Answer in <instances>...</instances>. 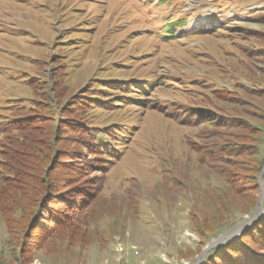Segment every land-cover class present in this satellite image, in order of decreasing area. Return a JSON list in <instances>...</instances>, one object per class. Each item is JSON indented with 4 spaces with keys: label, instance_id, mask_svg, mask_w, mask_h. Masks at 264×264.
<instances>
[{
    "label": "rangeland",
    "instance_id": "rangeland-1",
    "mask_svg": "<svg viewBox=\"0 0 264 264\" xmlns=\"http://www.w3.org/2000/svg\"><path fill=\"white\" fill-rule=\"evenodd\" d=\"M172 24L178 27L174 25L167 33L174 37L166 39ZM251 46L264 48V0H0V116L9 115V101H43L41 89L34 97L24 78L37 82L44 74L39 82L46 83L52 69L58 83L51 91H59V86L67 95L89 83L98 96L106 94L107 80L138 84L132 89L138 93L130 95L129 105L115 103L106 112L90 114L94 124L114 123L128 131L121 140V158L108 171L102 172L92 162V167L78 172L75 162L81 159L64 155H75L81 151L80 145L77 136L66 134L65 139L50 144L59 156L37 166L41 178L46 175L49 180L45 187L37 186L39 179L28 177L20 180L27 196L16 197L13 189L5 191L21 203L33 195L31 206L43 201L40 188L63 191L65 182L79 181L96 193L93 214L79 218L82 225L76 223L43 238L50 229L27 231L32 209L23 206L14 215L7 214L9 219L0 210V262L20 264L18 258L23 256L28 264H201L199 257L205 252L203 264L209 252L221 245L219 240L260 219L264 166L252 186L255 172L244 165L253 159L239 156L232 176L245 181L235 182L226 204L230 206L223 213L227 222L211 236L215 224L221 222L219 213L213 216L215 208L223 203L218 200L209 209L197 201L201 197L208 201V191H225L228 186L213 168L200 164L198 146L204 141L197 137L204 129L179 126L165 110L168 104H186L188 98L182 90L192 83L226 82L229 72L245 77L250 88L264 92V56H248L244 49ZM242 101L240 106L223 102L220 106L228 115L242 108L245 119L258 123L264 98ZM8 140L0 135V160L6 157ZM260 150L264 158V142ZM43 153H48L46 148ZM162 162L168 168L171 165L180 180L183 175L189 178L185 188L190 192L183 194L182 187L164 181ZM134 199H139L138 219ZM6 203L0 200V205ZM251 203L252 212L245 215ZM190 215L194 216L191 220L200 219L206 228L203 231L211 237L200 235L188 220Z\"/></svg>",
    "mask_w": 264,
    "mask_h": 264
},
{
    "label": "trees",
    "instance_id": "trees-1",
    "mask_svg": "<svg viewBox=\"0 0 264 264\" xmlns=\"http://www.w3.org/2000/svg\"><path fill=\"white\" fill-rule=\"evenodd\" d=\"M174 25L176 24L170 25L165 33H170ZM176 26L178 27V25ZM228 36L232 37L230 34ZM173 37L167 34L166 39H172ZM244 50L248 56L253 58L264 56V48L263 50L255 49L254 46H251ZM49 69L47 67L46 71ZM52 71L53 69L47 72L48 78L46 81L48 83L39 82L43 79L44 74L39 77L37 82H31V78L26 76L24 78L25 87L32 88L34 97L39 95L38 92L41 89L43 101L28 100L27 98L9 101V115L7 117L0 116V135L7 136L10 139L8 140V145L5 146L6 151L4 153L6 157L0 160V200L7 201L9 204L0 205V210L9 219L7 214L14 215L23 206H26L28 210L32 209L29 213L32 217L27 231L30 233L34 228L39 227L46 230L50 229L49 232H44L43 238L49 237L60 229L71 228L77 225L76 223L81 224L79 218L87 217V214H93L92 211H94L95 207L93 205L97 199V197L95 198L96 193L89 188H84L79 184V181L71 184H66L65 182L62 187H65L63 191H56L55 189L52 191L42 190L40 188V199L43 201L30 206L29 202L34 200L33 195L26 199V203L16 200L17 196H27L26 187L20 183V180L32 177L33 179H39L37 186L45 187V182L49 180L46 175L41 178V175L37 173V170H39L37 166L41 162L55 158L57 154L59 156L58 150L55 148L51 150L50 144L53 146L59 139H65L66 134L77 136L76 140L78 145H80L81 151L75 155H64L67 158L81 159V161L75 162L77 163L75 165L78 172L82 174V171L92 167V162H95V166L102 172L108 171L110 165L120 160L121 140L128 135V131L114 123L94 124L90 120V114L99 110L106 112L108 108L117 104L129 105L132 101L130 95L138 93L132 90L133 88L136 89L138 84H129L126 81L115 82L113 80L106 81L105 89L103 90L106 91V94L101 93L99 96L92 83H89L88 87L80 91L72 92L70 95L63 93L62 88L59 86V91H51L58 83L57 80H54L55 74ZM227 76L226 82L192 83L190 88L182 90L183 94L188 98L186 104H168L165 109L168 116L177 125L193 129H204L200 130L201 133L199 132L197 137L204 141L202 146H198L201 148L199 152L200 164H204L207 169L213 168L216 174L224 177L228 186L225 191L220 188L207 190L208 201L204 197L197 201L198 205L207 206L209 209L211 204H213L212 208L218 205L216 202L218 200L223 203L220 207L215 208L216 211L213 216L220 214L218 217H221L219 220L221 222L215 224L211 236H214V234L224 228V224L227 222V219L224 218L226 215L223 213H225L224 209L227 206L229 196L232 195L231 191L236 188L235 182L245 181L239 176H232L234 174L232 172L233 168L239 164L236 159L239 156L252 157L253 160L247 159L248 165H244L255 172V176L251 178L252 186L256 185L258 172L264 166V158L260 156V147L264 142V110H260L257 114L259 122L253 123L245 119L244 115H241L242 113L244 114L242 108H235L232 114L228 115L224 108L220 106L221 102L240 106L243 104L242 98L246 97L263 99L264 92L250 88L248 85L250 82L245 77L230 72L227 73ZM45 88L47 89L46 91ZM112 97H116L117 100H113ZM63 99H66L64 101L65 104ZM211 101L214 105L210 103ZM248 135L251 137H248ZM43 148H46L48 153L44 154ZM49 148L50 150H48ZM35 153L41 154L34 156ZM86 158H88V161H85ZM163 163H160V174L164 181L180 186V188L182 187L181 191L183 194H186L187 190L190 192L189 188H185V182H188L189 178L183 175L179 176L183 178V180H180L176 177L172 166L170 165L168 168ZM1 166L4 170L1 169ZM6 189H13L16 197L13 194L10 195L11 193L7 194L5 192ZM45 198L47 199L46 201H44ZM211 198L213 199L212 202L210 201ZM24 199L22 198L21 200ZM138 200L134 199L135 219L139 217ZM47 203H53L56 206L48 207L46 206ZM253 206L252 204L248 209H245L244 214L250 215ZM193 217L191 215L188 216V220L192 221V223L194 222V227L200 232V235L204 239L211 237L203 231L206 228L204 224L201 226L200 219L196 216L199 222L191 220ZM41 220L44 222H41ZM21 223L19 229L20 227L22 228ZM37 223L44 224V227L41 224L39 226ZM199 223L200 225H198ZM48 224L53 226L48 228ZM18 260L20 264H28L29 261L23 256H19ZM0 264L3 263L0 262ZM203 264H264V213L258 221L252 224L236 240L225 242L211 250Z\"/></svg>",
    "mask_w": 264,
    "mask_h": 264
},
{
    "label": "water",
    "instance_id": "water-1",
    "mask_svg": "<svg viewBox=\"0 0 264 264\" xmlns=\"http://www.w3.org/2000/svg\"><path fill=\"white\" fill-rule=\"evenodd\" d=\"M260 176L261 175H259V178H260ZM258 206H259V204L257 205V208H256V210H255V212H256V214L258 213V211H259V209H258ZM256 221H258V217L257 218H255L252 222H250V223H248V224H243L241 227H242V229H240L239 231H237L234 235H231V236H228V237H226V238H224V240L223 239H221V240H219V242H217V244H222V243H225V242H229V241H232V240H235V239H237L240 235H242V233L243 232H245L252 224H254ZM245 225V226H244ZM244 227V228H243ZM211 249V248H210ZM204 253L205 252H203V254L199 257V262L202 264V258H203V256H204Z\"/></svg>",
    "mask_w": 264,
    "mask_h": 264
},
{
    "label": "bare ground",
    "instance_id": "bare-ground-1",
    "mask_svg": "<svg viewBox=\"0 0 264 264\" xmlns=\"http://www.w3.org/2000/svg\"><path fill=\"white\" fill-rule=\"evenodd\" d=\"M242 229V228H241ZM239 231V230H238Z\"/></svg>",
    "mask_w": 264,
    "mask_h": 264
}]
</instances>
